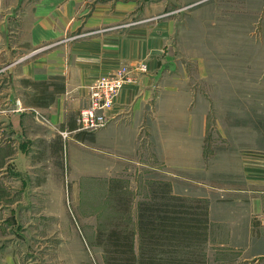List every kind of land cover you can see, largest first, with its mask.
I'll return each instance as SVG.
<instances>
[{
	"label": "rangeland",
	"instance_id": "1",
	"mask_svg": "<svg viewBox=\"0 0 264 264\" xmlns=\"http://www.w3.org/2000/svg\"><path fill=\"white\" fill-rule=\"evenodd\" d=\"M263 1L197 0L191 7L169 9L178 21L163 56L169 69L165 117L143 140L155 168L122 172L115 162L95 159L87 142L71 147L66 177L49 164L44 179L37 170L34 181L44 182L40 189L34 186V194L23 195L19 181L7 175L0 185V264L11 256L20 264H104L95 240L115 215L113 188L126 186L134 215L148 198L149 178L174 180L167 175L173 172L170 166L194 149V182L171 185L177 194L188 189L185 197L213 203L219 225L210 230L208 264H264V253L259 254L264 252L259 240L264 212L251 218L248 240L245 216L251 199L239 196L248 187L246 163L264 158ZM60 192L63 199H55Z\"/></svg>",
	"mask_w": 264,
	"mask_h": 264
},
{
	"label": "crops",
	"instance_id": "2",
	"mask_svg": "<svg viewBox=\"0 0 264 264\" xmlns=\"http://www.w3.org/2000/svg\"><path fill=\"white\" fill-rule=\"evenodd\" d=\"M196 1L0 0V185L10 175L21 184L23 195L34 194V186L40 189L44 182L34 181L37 170L44 179L49 164L66 177L68 152L87 142L94 147L95 159L115 162L122 172L154 169L143 140L159 129L165 117L169 69L163 56L178 21V15L168 10L191 7ZM259 24L264 32V13ZM139 63L147 64L148 72H135V81L124 86L109 112L110 124L97 132L75 134L78 114L88 105L90 85L123 64ZM61 132L71 136L64 138ZM170 167L173 172L167 175L174 180L164 181L192 184L198 171L196 150ZM245 178L248 187L239 196L251 199L245 216L250 240L251 218L264 212V158L246 163ZM152 179L148 181H156ZM174 192L190 194L188 189ZM63 196L60 192L55 199ZM212 208L211 201L214 233L219 221ZM259 240L263 243L264 234ZM6 264L20 263L11 256Z\"/></svg>",
	"mask_w": 264,
	"mask_h": 264
},
{
	"label": "trees",
	"instance_id": "3",
	"mask_svg": "<svg viewBox=\"0 0 264 264\" xmlns=\"http://www.w3.org/2000/svg\"><path fill=\"white\" fill-rule=\"evenodd\" d=\"M125 190L113 188L115 215L96 234L104 264H208L207 199L176 195L169 182H152L133 215V196Z\"/></svg>",
	"mask_w": 264,
	"mask_h": 264
},
{
	"label": "built area",
	"instance_id": "4",
	"mask_svg": "<svg viewBox=\"0 0 264 264\" xmlns=\"http://www.w3.org/2000/svg\"><path fill=\"white\" fill-rule=\"evenodd\" d=\"M146 74L148 66L139 63L132 67L123 64L117 69L100 76L89 87L88 105L81 109L76 119L77 133H93L107 127L112 121L109 112L115 105L116 99L124 86L135 81L134 73ZM71 133L61 132L68 138Z\"/></svg>",
	"mask_w": 264,
	"mask_h": 264
}]
</instances>
